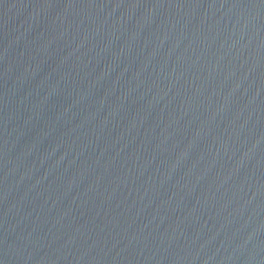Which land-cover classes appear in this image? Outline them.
Returning <instances> with one entry per match:
<instances>
[{"label": "water", "instance_id": "1", "mask_svg": "<svg viewBox=\"0 0 264 264\" xmlns=\"http://www.w3.org/2000/svg\"><path fill=\"white\" fill-rule=\"evenodd\" d=\"M0 264H264V0H0Z\"/></svg>", "mask_w": 264, "mask_h": 264}]
</instances>
